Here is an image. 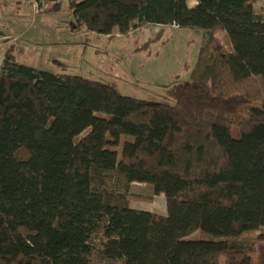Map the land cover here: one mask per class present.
<instances>
[{
  "label": "trees",
  "instance_id": "obj_1",
  "mask_svg": "<svg viewBox=\"0 0 264 264\" xmlns=\"http://www.w3.org/2000/svg\"><path fill=\"white\" fill-rule=\"evenodd\" d=\"M32 1L66 7L73 33L175 25L202 41L188 78L151 99L7 49L0 264H264V233L238 238L264 228V2ZM133 182L164 193L166 211L132 208ZM194 231L231 240L210 245Z\"/></svg>",
  "mask_w": 264,
  "mask_h": 264
},
{
  "label": "rangeland",
  "instance_id": "obj_2",
  "mask_svg": "<svg viewBox=\"0 0 264 264\" xmlns=\"http://www.w3.org/2000/svg\"><path fill=\"white\" fill-rule=\"evenodd\" d=\"M259 5L264 0H258ZM48 3L32 0H0V71L5 52L13 47L17 62L50 71L82 75L115 87L119 93L135 98H160L168 84L188 78L201 47L200 32L175 25L145 24L128 35H98L83 31L70 32L73 18L65 7L61 12L48 11ZM69 17V18H68ZM219 36L228 46L225 32ZM213 118V112L206 113ZM244 113L237 118H244ZM231 134L236 137L235 126ZM130 205L163 214L164 193L154 194L149 183H131ZM264 233V228L243 232L239 239H250ZM189 238H201L210 245H225L231 239L219 240L201 231Z\"/></svg>",
  "mask_w": 264,
  "mask_h": 264
},
{
  "label": "crops",
  "instance_id": "obj_3",
  "mask_svg": "<svg viewBox=\"0 0 264 264\" xmlns=\"http://www.w3.org/2000/svg\"><path fill=\"white\" fill-rule=\"evenodd\" d=\"M195 3V0H188V4L189 5H192V4H194ZM72 33V32H71Z\"/></svg>",
  "mask_w": 264,
  "mask_h": 264
}]
</instances>
